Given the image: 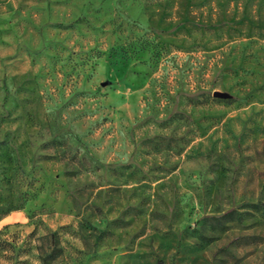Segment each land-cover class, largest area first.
<instances>
[{"label":"rangeland","instance_id":"obj_1","mask_svg":"<svg viewBox=\"0 0 264 264\" xmlns=\"http://www.w3.org/2000/svg\"><path fill=\"white\" fill-rule=\"evenodd\" d=\"M0 264H264V0H0Z\"/></svg>","mask_w":264,"mask_h":264},{"label":"water","instance_id":"obj_2","mask_svg":"<svg viewBox=\"0 0 264 264\" xmlns=\"http://www.w3.org/2000/svg\"><path fill=\"white\" fill-rule=\"evenodd\" d=\"M213 95H214V96H218V97H226V96H227L226 93H224V92H220V91H214V92H213Z\"/></svg>","mask_w":264,"mask_h":264}]
</instances>
